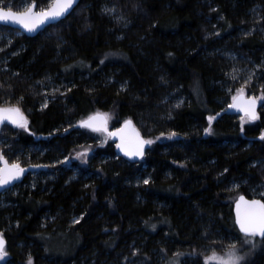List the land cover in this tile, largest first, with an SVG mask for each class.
I'll return each mask as SVG.
<instances>
[{
  "label": "trees",
  "instance_id": "obj_1",
  "mask_svg": "<svg viewBox=\"0 0 264 264\" xmlns=\"http://www.w3.org/2000/svg\"><path fill=\"white\" fill-rule=\"evenodd\" d=\"M9 45L0 105L19 101L28 125H4L0 153L47 170L0 195L3 264H203L241 236L233 202L264 185V0H81ZM243 66L258 68L248 83L230 75ZM240 94L260 100L257 119L218 116ZM94 114L131 121L152 141L146 155L118 156L77 127ZM248 264H264V246Z\"/></svg>",
  "mask_w": 264,
  "mask_h": 264
},
{
  "label": "snow or ice",
  "instance_id": "obj_2",
  "mask_svg": "<svg viewBox=\"0 0 264 264\" xmlns=\"http://www.w3.org/2000/svg\"><path fill=\"white\" fill-rule=\"evenodd\" d=\"M74 3L75 0H51V7L39 12L33 11L35 5L28 7L27 11L25 12H14L11 8H8L7 10L0 8V21L18 23L26 31L32 32L35 31L38 26L43 25L48 20H57L60 17L64 16L73 7ZM104 11L106 13H111L114 11V9L105 8ZM118 19H122V17H119ZM221 19H223V17H221ZM169 55H171V53ZM238 71V69H233V72L230 74L233 79L237 78L236 72ZM251 79L252 75L250 73L248 80L245 81V83H248V81H250ZM242 90L243 89H238L237 91L239 92ZM20 99L23 98L21 97ZM235 99L236 97L233 96V100ZM256 102V97L251 98L248 107L244 109L250 120L257 119V114L254 110ZM18 104L19 101H17L16 105H0V123L8 120L17 127H27V118L24 116ZM43 106H46V104ZM178 106L179 104H177V107ZM233 106L235 105H230V107ZM104 115L107 116V114ZM208 119L211 122L213 117L210 116ZM79 123L81 124V126L92 128L94 131H101L102 129L106 130L104 129L103 122H98L97 114L89 116L87 120H82ZM129 123V120L125 121L126 125ZM209 131L210 128L205 129V132ZM170 135H175V133H171ZM261 138L264 139V132L261 133ZM151 143V140L138 139L134 151L125 148L123 145H118V147H121L122 150L125 151L126 155L142 156L144 154L143 146L145 144ZM77 155L83 156V153H77ZM65 159L67 160L68 158L65 157ZM0 161H2L4 164L3 167H0V186L9 184L11 181L18 178L24 171L19 163H13L9 166L2 153H0ZM144 183L147 184L148 181L145 180ZM242 202L246 206V210L243 214H241L239 211ZM236 222L239 225L240 231L244 234V242L250 244L252 248H255L256 242L254 237L257 234H259L262 240H264V202L259 200L246 201L245 198L241 196L237 201ZM153 227L155 226L153 225ZM176 255L179 256L182 255V253H177ZM6 256V242L3 236L0 235V259H3ZM244 259L245 257L239 254L237 245L234 243L229 245L222 254H218L213 250L210 256L205 257V264H241ZM28 264H32L31 257H29Z\"/></svg>",
  "mask_w": 264,
  "mask_h": 264
},
{
  "label": "water",
  "instance_id": "obj_3",
  "mask_svg": "<svg viewBox=\"0 0 264 264\" xmlns=\"http://www.w3.org/2000/svg\"><path fill=\"white\" fill-rule=\"evenodd\" d=\"M80 1L81 0H75V3L73 5V7L64 16L60 17L57 20H48L43 25L38 26V28L35 31H32V32H28L20 24L12 23V22L0 21V27H5V28L11 29V30H18L23 35H25L27 38H35L40 33H42L45 29H47L48 27L53 26L55 24H58L59 22L65 20L78 7V5L80 4ZM32 5H35V7L33 8V11L34 12H39L37 10L36 3H32L30 6H32ZM49 7H51V4H50ZM27 9L22 11V12L27 11ZM4 10H6V9H4ZM251 98L252 97H248V96H246L244 94H240V95L236 96V99L232 100L231 103L227 106V108L223 112L219 113L218 116H220L222 114H227V115H233V116H239V117H247L249 119V117L246 114L244 109L248 107L249 101L251 100ZM230 105H235V106L230 107ZM259 108H260V104L257 101L255 106H254V110H255L256 114H258ZM97 116H98V122H103L104 129H106V130L102 129L101 131H95V132H102V133H104L105 135L108 136L110 141L115 145V148H116L118 156L124 157V158H126L128 160H131V161H139L146 155V153H147V151L149 149V144H145L143 146V153L144 154L142 156H138V155L129 156V155H126L125 151H123L121 147H118V145H123L125 148H128L129 150H133L134 151L135 147H136L137 140L138 139L145 140V138L141 136V134L139 133V131L137 130V128L134 126V124L131 121L127 125L124 122V123L120 124L116 128H109L106 117L103 114H97ZM87 119H85V120H87ZM251 121H253V120H251ZM6 124L12 125V126H16V125H13L10 121L5 120L2 123H0V131H1V128L4 125H6ZM77 127L86 128V129L94 131L92 128L81 126V124H79ZM7 164L9 166L11 165L8 161H7ZM3 166H4L3 162L0 161V167H3ZM22 168L24 169V171L18 178H16L15 180L11 181L7 185L0 186V195L2 193H4L5 191H7L9 189H12L15 186L21 184L28 175L35 174V173L47 170V167L46 166H42V165H30V166H26V167H22ZM241 196H243L246 201H252V200L262 201V200L259 199V198H248L245 195H240L233 202V205H232L233 220H234V223H235V226H236V229L238 230V232L241 235H244L240 231L239 225L236 222L237 221V201L239 200V198ZM262 202H264V201H262ZM245 210H246V206L242 202L239 211H240L241 214H243L245 212ZM257 237L262 239L259 236V234H257ZM5 242H6V240H5Z\"/></svg>",
  "mask_w": 264,
  "mask_h": 264
},
{
  "label": "rangeland",
  "instance_id": "obj_4",
  "mask_svg": "<svg viewBox=\"0 0 264 264\" xmlns=\"http://www.w3.org/2000/svg\"><path fill=\"white\" fill-rule=\"evenodd\" d=\"M8 1L7 4H5V2ZM15 0H0V8L3 9H8L11 7V5L13 4ZM17 3L20 4V9L17 10H12L14 12H22L24 10H26L32 3L33 0H16ZM51 4V3H50ZM49 4V6H50ZM48 6V7H49ZM47 7V8H48ZM47 8H37L38 11L47 9ZM11 30V29H9ZM17 31V33L14 32ZM18 30H11V31H3L0 30V52H2V50L4 49L5 51H7L9 49V44L12 43L13 41V37L18 36L20 34H22L21 32ZM258 70L257 67H254L253 70L246 68L245 66H243L242 68L239 69L238 72H236L237 76H243L245 78V80H248L249 74L251 73V75H254V73ZM250 72V73H249ZM249 82V81H248ZM53 84L49 83V84H45V86H43V93L44 94H49L48 92H53V88H52ZM248 97H255L253 95H247ZM46 98H48L46 96ZM48 100V99H47ZM258 102L260 103V100L257 98ZM247 118V117H246ZM28 125V124H27ZM23 129H27L23 128ZM145 140H150V138L148 137H144ZM83 153V156H74L73 159L75 162L79 163L81 167H86L87 166V161L89 158V154L87 152H80ZM250 196L253 198H259V199H264V185L263 184H258L255 187L250 189ZM255 242H256V247L252 248L250 244H247L244 242V235H241L239 238L234 239L233 241H231V244H236L239 254L243 255L245 257L244 261L241 262V264H248L259 252L262 251V247L264 246V240L260 239L257 237V235L254 237ZM230 244V245H231ZM226 250V249H225ZM224 250V251H225ZM224 251L221 252H217L218 254H222ZM216 252V251H215ZM212 253V251H210L206 256H210ZM205 256V257H206ZM7 257V256H6ZM6 257H4L3 259H0V264H3L5 262ZM205 257L202 260V263L205 264ZM155 264H159L162 260H154ZM188 264H197V260H187ZM178 263V260H172L170 263L168 264H175Z\"/></svg>",
  "mask_w": 264,
  "mask_h": 264
}]
</instances>
